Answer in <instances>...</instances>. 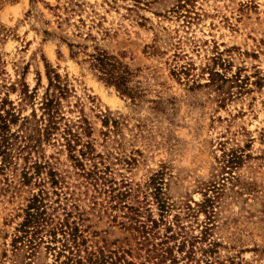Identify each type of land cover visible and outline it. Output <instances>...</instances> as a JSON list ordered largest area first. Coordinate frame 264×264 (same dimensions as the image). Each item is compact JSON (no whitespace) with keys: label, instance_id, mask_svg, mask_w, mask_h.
I'll return each instance as SVG.
<instances>
[{"label":"rangeland","instance_id":"obj_1","mask_svg":"<svg viewBox=\"0 0 264 264\" xmlns=\"http://www.w3.org/2000/svg\"><path fill=\"white\" fill-rule=\"evenodd\" d=\"M98 50L128 68L133 97L99 77ZM49 67L71 88L68 123L89 120L83 141L131 191L94 204L60 132L42 144L79 198L89 246H121L138 264L154 243L176 264H264V0H0V104L40 113ZM34 190L0 194V264H54L44 244L13 246ZM127 204L158 220L150 239L121 225Z\"/></svg>","mask_w":264,"mask_h":264},{"label":"trees","instance_id":"obj_2","mask_svg":"<svg viewBox=\"0 0 264 264\" xmlns=\"http://www.w3.org/2000/svg\"><path fill=\"white\" fill-rule=\"evenodd\" d=\"M73 52L71 53L74 54ZM91 58L92 67L99 72L101 79L115 85L120 93L134 96L127 86L129 70L116 56L98 50L91 54ZM46 74L49 83L38 103L40 113L34 107L30 115L21 116L14 110L11 102L9 107L6 106L7 100L0 104V175H4L2 182L6 184L5 187L0 186V194L13 185L16 187V183L22 186L33 184L37 188L36 191H31L27 199L23 219L17 227L18 233L13 238V246L17 248L20 242L27 248L35 250L44 244L52 251L54 264H138L137 261L129 259L131 251L121 246L115 248L109 245L95 248L89 246V239L85 234L87 229L82 227L85 218L78 202L79 198L75 196V190L71 189L66 179L39 156L42 144L60 132L59 135L80 170L79 176L82 177V181L79 184L86 187V194L89 188L92 189L94 204L100 203L99 197L104 195L108 198V207L114 208L120 202H125L124 198L131 192L129 188L123 189L126 184L118 186L106 175L108 167L102 165L104 163L102 155L94 153L89 140L83 141V136L92 134L89 120L81 115L77 123H74L75 129L74 124L68 123L62 111V100L67 99L71 91L67 79L50 67ZM214 75L222 77L218 72H212L211 80H214ZM28 97L32 98L31 95ZM11 124L17 125L14 131ZM78 145H81L80 148H77ZM97 155L101 158L100 162L95 160ZM84 159L90 161L89 166ZM15 177L18 182L13 184ZM154 188L159 189L156 186ZM156 198L161 204V199L157 196ZM125 207L130 209L131 213L128 215L129 222L123 221L121 225L134 230L136 232L134 235L141 236L144 240L150 239V234L158 228V220L152 215L145 219L141 218L142 210L139 207L129 204ZM166 229L171 230V227L168 226ZM158 246L159 243H154L152 248L148 249L146 260L149 264H176L177 258L173 255L172 247ZM183 246L185 241H182L178 249ZM190 249H194V243ZM206 264L227 263L210 258Z\"/></svg>","mask_w":264,"mask_h":264}]
</instances>
